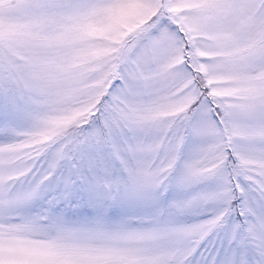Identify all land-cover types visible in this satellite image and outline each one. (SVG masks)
<instances>
[{"label":"snow or ice","instance_id":"1","mask_svg":"<svg viewBox=\"0 0 264 264\" xmlns=\"http://www.w3.org/2000/svg\"><path fill=\"white\" fill-rule=\"evenodd\" d=\"M0 264H264V0H0Z\"/></svg>","mask_w":264,"mask_h":264}]
</instances>
